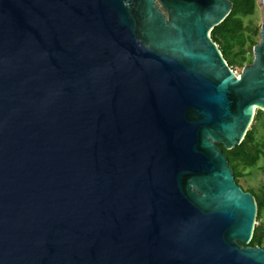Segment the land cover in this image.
Masks as SVG:
<instances>
[{
  "label": "water",
  "instance_id": "obj_1",
  "mask_svg": "<svg viewBox=\"0 0 264 264\" xmlns=\"http://www.w3.org/2000/svg\"><path fill=\"white\" fill-rule=\"evenodd\" d=\"M230 10L0 0V264H264L219 146L264 112V23L236 75Z\"/></svg>",
  "mask_w": 264,
  "mask_h": 264
},
{
  "label": "trees",
  "instance_id": "obj_2",
  "mask_svg": "<svg viewBox=\"0 0 264 264\" xmlns=\"http://www.w3.org/2000/svg\"><path fill=\"white\" fill-rule=\"evenodd\" d=\"M230 13L210 31V37L218 46L228 66L233 69L238 65L243 67L250 64L253 59L252 48L257 44L255 36L259 33V27L245 18L255 12V0H230ZM255 118H263L264 112L257 110ZM264 121V120H262ZM223 151L229 156L231 165L236 170L255 166L260 156L264 155V137L256 141L253 128L247 130L243 140L235 147ZM264 211V186L263 193L257 202L258 221ZM249 246L264 247V227L259 224L254 226Z\"/></svg>",
  "mask_w": 264,
  "mask_h": 264
},
{
  "label": "rangeland",
  "instance_id": "obj_3",
  "mask_svg": "<svg viewBox=\"0 0 264 264\" xmlns=\"http://www.w3.org/2000/svg\"><path fill=\"white\" fill-rule=\"evenodd\" d=\"M245 22L248 23L250 20L254 25L259 27L260 31V26L264 23V9H263V3L261 0H255V12L253 15L246 17ZM255 40L257 43L260 41V35L258 33L257 36H255ZM244 67V66H243ZM241 66H234L233 67V72L236 75H239L243 69ZM258 108H255L254 111V116L257 112ZM264 120L263 118H258V117H253L251 125L249 127L253 128L254 136L256 141H259L264 137ZM260 160L255 164L254 167L248 168L247 173L245 177L241 180V182L247 186V187H257L264 182V156H260ZM260 225L264 227V211L261 213L260 219L255 221V226Z\"/></svg>",
  "mask_w": 264,
  "mask_h": 264
},
{
  "label": "flooded vegetation",
  "instance_id": "obj_4",
  "mask_svg": "<svg viewBox=\"0 0 264 264\" xmlns=\"http://www.w3.org/2000/svg\"><path fill=\"white\" fill-rule=\"evenodd\" d=\"M220 147H221V149H222V152L226 155V157H227V160H228V165H229V167L232 169V171H233V176H234V180H235V183L243 190V191H246V192H249V193H251L252 195H253V197H254V200H255V203H256V217H257V202H258V199H259V196H261L262 195V193H263V186H264V182H262V184L261 185H259L258 187H257V190H256V187H247V186H245L242 182H241V180L245 177V175H246V173H247V169L248 168H244V169H240V170H238V168L235 170L234 168H233V166L231 165V161H230V158H229V156L223 151V145H219ZM227 150H229V149H227ZM262 156H264V155H262ZM261 158H259L258 160H257V162L260 160ZM256 162V163H257ZM254 167V166H253ZM256 217H255V221H256Z\"/></svg>",
  "mask_w": 264,
  "mask_h": 264
},
{
  "label": "bare ground",
  "instance_id": "obj_5",
  "mask_svg": "<svg viewBox=\"0 0 264 264\" xmlns=\"http://www.w3.org/2000/svg\"><path fill=\"white\" fill-rule=\"evenodd\" d=\"M256 108V107H255ZM255 111V110H254Z\"/></svg>",
  "mask_w": 264,
  "mask_h": 264
}]
</instances>
